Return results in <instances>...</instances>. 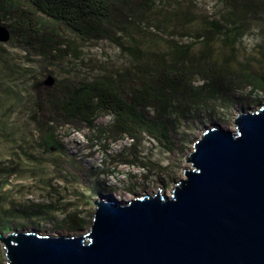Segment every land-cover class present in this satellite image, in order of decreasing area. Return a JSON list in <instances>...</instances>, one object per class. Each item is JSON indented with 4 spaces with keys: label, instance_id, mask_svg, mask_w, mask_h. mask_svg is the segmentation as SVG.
Here are the masks:
<instances>
[{
    "label": "rangeland",
    "instance_id": "374dc122",
    "mask_svg": "<svg viewBox=\"0 0 264 264\" xmlns=\"http://www.w3.org/2000/svg\"><path fill=\"white\" fill-rule=\"evenodd\" d=\"M12 1L11 7L0 2V25L19 24V31L8 28V42H0L3 236L13 231L81 236L92 225L96 200L127 202L158 191L170 196L175 184L186 179L187 158L205 129L236 131L239 113L264 104L263 92L229 80L210 87V79L191 71L171 75L182 91L169 97L177 111L164 116L154 104L146 109L151 119L169 126L162 143L149 135L133 140L119 133L108 114L93 124L55 121L43 105L47 93L63 81H94L116 72L137 78L142 70H158L170 62L169 53L179 57V45H191L193 61L186 69L212 65L264 76V0H152L149 6L136 0L135 18L124 16L125 10L116 12L123 28L109 41H83L24 0ZM158 79L154 88L162 90L164 81ZM206 85L209 95H202ZM6 262L0 240V264Z\"/></svg>",
    "mask_w": 264,
    "mask_h": 264
},
{
    "label": "water",
    "instance_id": "95a60500",
    "mask_svg": "<svg viewBox=\"0 0 264 264\" xmlns=\"http://www.w3.org/2000/svg\"><path fill=\"white\" fill-rule=\"evenodd\" d=\"M234 121L204 130L170 196L96 200L81 236L0 234L6 263L264 264V104Z\"/></svg>",
    "mask_w": 264,
    "mask_h": 264
},
{
    "label": "trees",
    "instance_id": "16d2710c",
    "mask_svg": "<svg viewBox=\"0 0 264 264\" xmlns=\"http://www.w3.org/2000/svg\"><path fill=\"white\" fill-rule=\"evenodd\" d=\"M32 9L51 19L58 25L66 27L71 33L83 41H109L114 40L117 30L122 29L120 22L116 20V12L125 10L123 15L135 18L137 7L136 0H24ZM152 0L139 1L138 5L149 6ZM253 2V0H246ZM3 5L11 7L12 0H0ZM10 9V8H8ZM5 9L6 12L10 10ZM264 10V1H263ZM1 24V20H0ZM16 26L5 25L11 31H19ZM2 26V25H1ZM30 34H37L34 29H29ZM31 44L30 41H27ZM179 57L173 52L169 53L170 62L159 64L158 70L151 73L143 71V75H123L119 72L104 75L94 81H77L75 83L62 82L57 85L56 91L47 93L46 102L43 105L54 119H63L69 122H83L93 124L102 114L111 115L114 118V128L121 134H126L133 140H138L142 135L152 136L162 143L168 138V124L161 119L153 120L148 116L146 109L150 105H156L166 112H176L177 105L173 104L169 97L176 98L182 93L171 78V75L183 77V74L201 75L211 80L210 87L222 84L226 80L245 88H251L253 92L264 93V76L257 73H238L224 67L205 65L196 69H186L190 57L191 45H179ZM141 72V67H137ZM159 73L155 75L156 72ZM186 71V72H184ZM171 78V84L165 82L162 74ZM164 81L162 90L154 88L159 79ZM167 77V79H168ZM137 79V80H136ZM165 85L169 90L168 94ZM207 85L201 88V94L206 93ZM176 96V97H175ZM211 96V93H210ZM39 109L42 106L36 103ZM174 106V107H173ZM191 107V105H189ZM188 110V109H187ZM185 110V111H187ZM48 144L53 140L45 137ZM168 148L167 145H165Z\"/></svg>",
    "mask_w": 264,
    "mask_h": 264
}]
</instances>
